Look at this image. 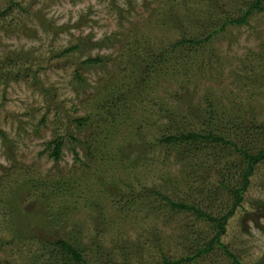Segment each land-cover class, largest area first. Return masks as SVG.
<instances>
[{"label":"rangeland","instance_id":"obj_1","mask_svg":"<svg viewBox=\"0 0 264 264\" xmlns=\"http://www.w3.org/2000/svg\"><path fill=\"white\" fill-rule=\"evenodd\" d=\"M242 1L0 0V11L14 7L0 18V59L24 52L18 76L0 81V264H48L47 241L57 238L79 244L90 264H158L160 253L177 258L212 236L209 224L164 207L158 193L202 201L200 189L238 154L209 142L198 153L207 181H198L196 154L182 160L160 146V114L196 132L211 126L240 146L263 145L264 136L245 132L264 122V3L246 24L173 48L205 37ZM71 46L78 49L63 55ZM144 63L156 72L134 88ZM121 87L129 93L112 119L99 103ZM58 135L54 162L44 147ZM250 177L221 241L242 264H264V160ZM188 264L233 262L215 249Z\"/></svg>","mask_w":264,"mask_h":264},{"label":"trees","instance_id":"obj_2","mask_svg":"<svg viewBox=\"0 0 264 264\" xmlns=\"http://www.w3.org/2000/svg\"><path fill=\"white\" fill-rule=\"evenodd\" d=\"M263 3L264 0H244L239 3L237 14H229L223 18L217 19V22L215 23L216 26L214 25L215 28L210 29L206 33L207 35L205 37H185L183 40L176 42L173 48L177 49L184 44L198 45L200 43H205L206 40L209 39L210 35L218 31H223L224 28L230 24H246L248 22V18L252 16L254 11H260L263 9ZM13 9L14 7L11 4L4 10H1L0 18L7 15ZM77 49V46L67 47L62 51V54L64 55ZM154 53V56L159 55V53L161 54V52ZM22 59H24V52L22 51H9L6 57H4L5 61L0 59V81L2 83H7V81L13 78V76H18V67H16L15 64L16 61L22 63ZM97 60H99L98 57L87 58L83 60V63ZM146 63H144L142 67H139V73L144 77L140 78L141 80L136 76L132 77L134 88H137L139 84H144L145 78L148 77L150 73L156 72V67L152 68L149 65L147 66ZM154 65H156V61ZM14 69L16 70L14 71ZM19 69L27 72L29 67L27 68L26 66L21 65L19 66ZM32 73L35 75V72ZM134 79L138 82L134 81ZM128 93L129 92L123 87L118 88V93H116V95H112L111 97H107L106 99L100 101V110L102 112L106 110L109 118L112 117V119H115L114 115L119 112L121 107H124L123 105L125 104ZM212 106L213 105H211V107ZM163 111L165 110L161 108L160 112ZM160 118L164 121L163 125H159V127H161V130H159L161 137L158 140L160 146L165 149L175 150L177 155L181 156L182 160L191 159V157H195L196 154L195 158H197L198 161L194 165L196 166L195 168L197 169L199 176L197 174H194L193 176L197 178L198 181L200 180L202 183L207 181L206 178L202 176H206V172L205 174L202 173V164L206 163L205 161H207V159H204L198 153L205 151L209 142H219L225 146L223 149L221 148L219 150L221 151L220 153L230 154L234 152L235 154H238V158L232 161V163L228 166L229 169L227 171H216V177L214 175L212 177L213 182L210 184H207L208 182L205 183L206 186L199 191V193L202 194L201 197H204L202 201H197L195 198L173 200L162 192L158 193V197L162 201L164 207L175 212L192 213V215H194L197 219L209 224L212 231V236L208 239L199 240L195 238L192 242L193 246L187 250L185 255H181L177 258H171L164 253H160V262L158 264L196 263L199 258L213 252L215 249H220L226 257L230 258L233 264H242L237 256L230 251V248L221 241V237L226 231V225L229 218L234 215L237 208L242 206L244 194L250 185V176L254 174L256 166L264 160V142L263 145L256 147H250L247 144L240 146L236 141L224 140L225 138L221 134H217L216 136L211 126L206 125L208 130L196 132L192 128L187 129L180 126L181 124L176 121L175 116L163 113L160 114ZM76 120L79 124H83L86 118L81 117ZM206 124L212 125L209 121ZM249 126L250 128L247 129L251 130L245 132L246 136H250V138L252 136L254 137V135L261 137L264 136V122L260 124L257 121H253ZM81 146L83 147V152L86 151L87 143L84 142V145ZM226 146H232L233 150L226 148ZM49 148L51 149L49 157H51L54 162H57L60 159L62 149V136L58 135L47 142L44 149L49 150ZM140 150L141 148L138 152L142 155L143 151ZM86 154H88L87 151ZM125 156H127V154H125ZM223 193L227 194V196H224V198H226L225 202H221L220 205H214L213 201H218V196H222ZM206 202H208V204H205ZM45 251L46 252L43 253V259L45 262H48V264H90L86 260L85 254L80 245L74 244L64 238L48 240Z\"/></svg>","mask_w":264,"mask_h":264}]
</instances>
